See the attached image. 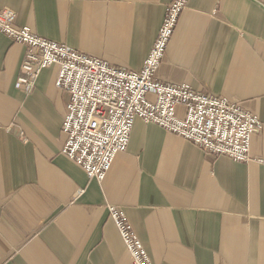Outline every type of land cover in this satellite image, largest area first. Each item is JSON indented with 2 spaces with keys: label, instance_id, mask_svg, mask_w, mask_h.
I'll use <instances>...</instances> for the list:
<instances>
[{
  "label": "crops",
  "instance_id": "1",
  "mask_svg": "<svg viewBox=\"0 0 264 264\" xmlns=\"http://www.w3.org/2000/svg\"><path fill=\"white\" fill-rule=\"evenodd\" d=\"M171 1L0 0V10L141 70ZM25 51L0 31V264H130L109 205L124 209L155 264H264V128L252 160L238 162L138 117L106 177L89 179L61 152L69 96L57 67L31 93L17 86ZM156 76L228 97L264 123V0H188Z\"/></svg>",
  "mask_w": 264,
  "mask_h": 264
},
{
  "label": "built area",
  "instance_id": "2",
  "mask_svg": "<svg viewBox=\"0 0 264 264\" xmlns=\"http://www.w3.org/2000/svg\"><path fill=\"white\" fill-rule=\"evenodd\" d=\"M188 0H172L158 37L141 70L110 64L17 24V12L0 10V31L26 46L17 86L31 93L41 72L57 67L55 84L68 93L62 147L89 179L103 180L116 155L127 149L135 119L157 124L215 156L252 160L254 135L264 123L258 112L225 96L206 94L188 83L157 78L169 42ZM151 95L154 97L152 98ZM184 107V114L177 113ZM110 217L131 255L130 264H155L124 209L109 205Z\"/></svg>",
  "mask_w": 264,
  "mask_h": 264
}]
</instances>
